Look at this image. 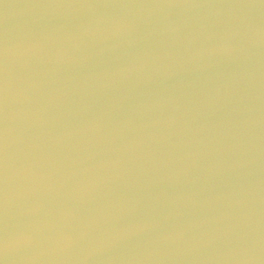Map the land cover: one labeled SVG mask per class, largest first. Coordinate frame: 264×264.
Segmentation results:
<instances>
[{"label": "water", "instance_id": "obj_1", "mask_svg": "<svg viewBox=\"0 0 264 264\" xmlns=\"http://www.w3.org/2000/svg\"><path fill=\"white\" fill-rule=\"evenodd\" d=\"M0 264H264V0H0Z\"/></svg>", "mask_w": 264, "mask_h": 264}]
</instances>
